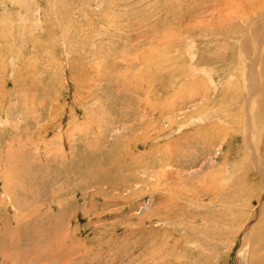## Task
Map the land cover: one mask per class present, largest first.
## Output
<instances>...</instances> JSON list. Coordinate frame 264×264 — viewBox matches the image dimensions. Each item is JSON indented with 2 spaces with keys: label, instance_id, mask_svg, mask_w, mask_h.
Listing matches in <instances>:
<instances>
[{
  "label": "rangeland",
  "instance_id": "obj_1",
  "mask_svg": "<svg viewBox=\"0 0 264 264\" xmlns=\"http://www.w3.org/2000/svg\"><path fill=\"white\" fill-rule=\"evenodd\" d=\"M262 203L264 0H0V264H264Z\"/></svg>",
  "mask_w": 264,
  "mask_h": 264
},
{
  "label": "bare ground",
  "instance_id": "obj_2",
  "mask_svg": "<svg viewBox=\"0 0 264 264\" xmlns=\"http://www.w3.org/2000/svg\"><path fill=\"white\" fill-rule=\"evenodd\" d=\"M262 204H264V203H262ZM75 226V225H74ZM41 233V232H40ZM65 242V241H64Z\"/></svg>",
  "mask_w": 264,
  "mask_h": 264
}]
</instances>
